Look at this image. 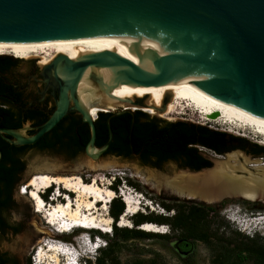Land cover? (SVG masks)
I'll return each mask as SVG.
<instances>
[{
	"label": "water",
	"instance_id": "95a60500",
	"mask_svg": "<svg viewBox=\"0 0 264 264\" xmlns=\"http://www.w3.org/2000/svg\"><path fill=\"white\" fill-rule=\"evenodd\" d=\"M98 36L113 39L118 50L153 65L155 72L112 51L94 54L78 62L58 55L43 67L46 81L58 91L57 108L33 134H26L28 127L0 126V134L7 135L8 142L16 146L34 144L66 115L77 110L91 130L85 154L99 160L113 140L112 129L109 125L108 141L97 147L95 120L77 97L81 74L91 63L123 67L116 76L132 85H159L185 79L222 100L264 117V0H0V43ZM59 65L71 77H60L57 73ZM92 80L97 82L96 76H92ZM170 98V94L165 96L161 110ZM144 100L136 98L134 104L143 106ZM124 111L135 110L108 112L119 114ZM211 116L217 117L218 113ZM95 150L97 152H93ZM232 153L239 155L243 167L219 173V164L229 159ZM2 157L0 150V163ZM208 158L212 166L198 171L186 168L181 172L186 177L195 175L201 184L211 177L210 186L222 178L234 186L241 184L238 176H259L264 169L246 163L245 158L254 160L255 157L241 150L223 155L211 152ZM227 198L249 200L226 193L217 203ZM250 201L264 202L263 199Z\"/></svg>",
	"mask_w": 264,
	"mask_h": 264
},
{
	"label": "bare ground",
	"instance_id": "6f19581e",
	"mask_svg": "<svg viewBox=\"0 0 264 264\" xmlns=\"http://www.w3.org/2000/svg\"><path fill=\"white\" fill-rule=\"evenodd\" d=\"M114 44L115 41L106 36L30 43H0V55L12 54L21 59L38 57L41 58V64L46 65L50 64L58 55L67 56L72 61L78 62L85 61L94 54L112 51L131 59L146 70L155 72L153 65L123 53ZM122 68L106 65L97 66L92 63L86 65L77 84V97L84 109L88 110L87 105L93 106L91 112L88 110L92 118H95L100 111H107L113 107H124L123 109L131 110L137 108L161 118H169L172 114L185 113L188 110L193 115L202 114L203 119L208 122L236 125L251 129L258 135L264 136V117L222 100L185 79L180 78L159 85H132L117 78L116 74ZM57 73L65 79L71 77L62 65L58 66ZM92 76H96L97 82L92 80ZM168 94L171 95L170 101L161 110L163 100ZM136 98H145V104L143 106L135 105ZM214 113H218V116L213 118L211 115ZM93 152H97V150ZM245 162L251 164L258 162V160L245 158ZM243 164L239 155L232 153L229 155V159L219 164L218 172L225 174L230 169L242 168ZM98 166L100 165L93 163L91 169H97ZM101 166L107 168V165ZM82 175L38 173L33 175L26 185L22 186L23 189L20 188L19 193L28 196L33 203L34 212L41 214L56 234H65L76 227H89L90 225L101 228L108 233L115 220L107 212L110 203L116 198V193L110 187L111 182L105 181L106 179L102 174L94 175L88 182ZM185 175L182 172V174L176 175L175 179L167 182L171 190L184 198L204 200L214 204L222 199L223 194L227 193L231 197L240 195L249 200H264V192H261L264 191V169L259 176L245 178L238 176L241 184L234 186L227 184L224 178L210 186L211 177H207L201 184L196 180L195 175L189 177ZM50 187H53V191H57L59 194L64 189L66 191L64 197L67 200L61 202L62 200L58 197L53 198L51 204H45L42 193L44 189ZM154 188H156L155 185ZM141 205L140 199L127 198L125 212L121 215L118 225L130 227L128 216L139 213ZM70 227H72L71 230ZM160 227V225L151 222H145L140 226L145 231L164 232ZM52 237L56 238L53 235ZM65 247L60 241H41L38 250V262L40 264H67L70 255L63 252ZM74 247L79 253H83L85 249L81 243L78 247Z\"/></svg>",
	"mask_w": 264,
	"mask_h": 264
},
{
	"label": "trees",
	"instance_id": "16d2710c",
	"mask_svg": "<svg viewBox=\"0 0 264 264\" xmlns=\"http://www.w3.org/2000/svg\"><path fill=\"white\" fill-rule=\"evenodd\" d=\"M19 61L20 59L14 55H0V126L14 129L22 128L21 123L14 122L15 112L12 110L9 99L17 91L12 71ZM101 114L106 117L102 119ZM67 118L68 115L31 145L16 146L5 139L7 135L0 134V150L3 154L0 163V210L2 206L12 201L20 180V176L16 175H23L26 170L24 156L31 148L40 145L39 150L45 152L55 149L57 143H63L65 147L72 149L68 160H73L85 153L86 145L91 137L87 122H83L84 133L75 132L69 135L68 132L65 134L55 132ZM95 125L97 147H102L108 141L109 125L113 132V140L103 156H121L125 160H139L143 165L149 164L158 169L164 168L171 161H181L179 166L181 169L198 171L210 167L212 162L204 154L203 149L220 155L240 149L255 158L264 157V145L252 142L246 137L189 121L164 120L142 110L124 111L119 114L99 113ZM69 130L72 129L69 128ZM245 201L253 205L254 210L264 208L259 206V201ZM225 202L204 204L185 200L174 205L163 202V207L167 211L173 210V215L153 216L136 213L132 227L114 226L116 239L101 250L97 258L98 264H120L117 251L129 240L169 238L171 235H174L176 239V248L183 254H189L197 241L206 243L212 249V264H264V237L258 234L249 236L231 230L228 222L221 219L219 215L220 207ZM110 204V215L115 223L120 220L119 217L124 213L126 206L118 198ZM148 221L166 224L171 231L169 234H155L156 232L138 228ZM213 226L215 228H212ZM223 228L224 231L231 230L234 235L224 238L220 235ZM14 231V234H17L21 228ZM8 261L0 260V264H7ZM13 261L14 264H20L18 260ZM134 264L166 263L153 258L149 261L141 259Z\"/></svg>",
	"mask_w": 264,
	"mask_h": 264
},
{
	"label": "rangeland",
	"instance_id": "374dc122",
	"mask_svg": "<svg viewBox=\"0 0 264 264\" xmlns=\"http://www.w3.org/2000/svg\"><path fill=\"white\" fill-rule=\"evenodd\" d=\"M34 59L41 60V58L38 57H35ZM40 66L42 68L44 67L42 65ZM121 108H117V110H121ZM133 109L138 110L137 108ZM186 111L185 113L172 114L169 118H159L168 121L183 120L207 125L214 129L246 137L252 142L264 145V136L258 135L251 129L242 128L236 125L233 126L230 124L208 122L203 119L202 114L196 113V115H193L191 111ZM26 134L29 135L27 131ZM203 152L206 156H211V152L209 150L203 149ZM24 160L26 161V170L23 173L22 181L19 183L14 192L16 209L7 215L9 222L11 224L18 225L19 228H21V231L17 234L8 233L4 237L0 238V249L11 253L18 259L20 264H33L36 251L39 250L41 241H68L73 243L76 247L79 246L77 244L78 241L76 236L80 234V231H76L75 233L69 235L56 234L53 228H51V226H49V224L45 221L43 216L34 212L33 203L28 196L19 193L20 188H22L23 185H26L30 178L35 174H83L82 176H84L87 181H91L92 177L98 173L102 174V176L106 179L105 181H114V188L110 187L115 191L116 198L120 199L125 205V202L118 194V186L124 183L120 177H123V179L126 180L127 185L130 186V189L133 191L136 190L137 196H140L138 199L142 200V198H144V201L148 200L150 204H153V209H151L149 206H146L141 202L142 205L139 213L153 216L160 214L171 216L174 214L173 210L167 211L163 207V202L168 205H174L185 200H190L179 196L176 192L170 189L171 187L168 186L167 182L175 179L176 175L182 174L181 168L173 164H168L164 166V168L158 169L155 167L143 166L135 160H125L116 156H102L99 160L95 161L88 157L85 153L80 154L73 160H68L56 153L39 152L34 150L29 151L24 156ZM93 163L100 166H98L97 169H91V165ZM101 165H107V168H102ZM154 185L156 188H154ZM245 200L246 199L242 198L225 199L224 201L226 202L220 207L219 215L221 219L228 222L231 230L238 231L249 236L258 234L264 237V208L254 210L252 209L253 205ZM259 202V206H264V202ZM110 205L109 211L107 212L108 215H110ZM259 216L261 218H258V220L255 219V217ZM128 218L130 221L129 224L131 225L130 227H132L134 225L133 219L135 218V214L128 216ZM151 223L167 227V234L171 231L169 226L166 224L162 225L155 222ZM114 226L121 227L117 223H113V230L111 234L102 235L100 232L106 245L97 251L96 264H98L97 258L100 255L101 250L108 247V244L114 242L116 239V235H114ZM160 228L163 229V227ZM212 228H215V226ZM231 230L228 229L227 231H224L223 228L220 231V235L224 238H230L234 235ZM52 235L56 238H53ZM175 242L176 239L174 238V235H171L169 238L155 237L145 240H129L123 243L122 247H120L117 251L118 260L120 261V264H134L136 261L141 259L149 261L153 258H157L159 261L166 264H212V249L206 243L197 241L193 244L192 251L189 254H183L176 248ZM37 263L40 264L39 262ZM88 263L93 264V261L90 260Z\"/></svg>",
	"mask_w": 264,
	"mask_h": 264
},
{
	"label": "flooded vegetation",
	"instance_id": "af4514ba",
	"mask_svg": "<svg viewBox=\"0 0 264 264\" xmlns=\"http://www.w3.org/2000/svg\"><path fill=\"white\" fill-rule=\"evenodd\" d=\"M40 65H42L41 60H37L32 57V59L28 58V60H20L12 71L13 79L16 83L17 88V91L15 92L13 97L9 98L12 104V110L15 112L14 122L21 123L22 128L28 127L27 132L29 134H33L34 132H36L38 130V127L41 126L46 120H48L57 108L58 91H56L55 88L46 81V78L43 74V68ZM92 107L93 106L91 105H87V108L88 110H90V112L92 110ZM117 108L121 107H113L109 108L108 110L116 112L119 111L117 110ZM108 110L104 112L106 113L108 112ZM104 117L106 116L104 114H101V118L103 119ZM97 118L98 117L96 116L94 119L96 120ZM83 122L84 121L82 114L79 111L74 110L68 114V118L63 121V123L55 132L59 134H65L68 132L67 134L69 135H72L75 132L84 133L85 125ZM69 128L72 130H69ZM39 148L40 145H36L29 151L34 150L43 152L40 151ZM54 148L55 149H51L52 151L50 150L45 152L56 153L59 156L68 159L70 156V152L72 151V149H70L69 147H65L63 143H57ZM116 157L122 158L121 156ZM138 162L143 165L139 160ZM168 164H173L179 167L181 161H171L166 165ZM143 166L151 167V165L149 164ZM16 176H20V180L18 181V183H20L22 181L23 175L17 174ZM18 183L16 185H18ZM17 187L18 186H16V188ZM15 209L16 202L13 195L12 201L2 206L0 210V238L4 237L8 233H14V230L19 228L18 225L11 224L7 217V215ZM60 242L62 243V241ZM0 260H9L7 264H14L13 260L18 259L11 253L0 249Z\"/></svg>",
	"mask_w": 264,
	"mask_h": 264
},
{
	"label": "clouds",
	"instance_id": "9594fccd",
	"mask_svg": "<svg viewBox=\"0 0 264 264\" xmlns=\"http://www.w3.org/2000/svg\"><path fill=\"white\" fill-rule=\"evenodd\" d=\"M120 178L124 181L123 184L126 185L127 184L126 180L123 179V177H120ZM142 203L146 206H153V204L152 203L150 204L148 200L144 201L142 199ZM99 244H101V243H96L94 248H96ZM96 255H97V251L91 253L88 251V249H84L83 253L81 252L78 254V258H79V260H77L78 264H89L88 261H90V260L93 261V264H96ZM83 258H85V259H83Z\"/></svg>",
	"mask_w": 264,
	"mask_h": 264
},
{
	"label": "built area",
	"instance_id": "2783aa9c",
	"mask_svg": "<svg viewBox=\"0 0 264 264\" xmlns=\"http://www.w3.org/2000/svg\"><path fill=\"white\" fill-rule=\"evenodd\" d=\"M256 160H258V162L252 163L253 166L260 165V166L264 167V157L255 158L254 161H256ZM258 218H261V217L260 216L259 217H255V219H257V220H258ZM161 227H163V229L167 231V227H165V226H161Z\"/></svg>",
	"mask_w": 264,
	"mask_h": 264
}]
</instances>
